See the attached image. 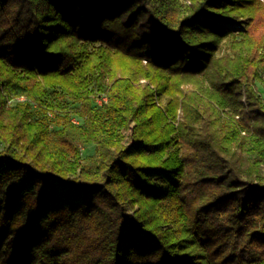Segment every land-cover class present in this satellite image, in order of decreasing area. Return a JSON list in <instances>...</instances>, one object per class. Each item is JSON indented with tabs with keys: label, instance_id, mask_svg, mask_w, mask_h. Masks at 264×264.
Masks as SVG:
<instances>
[{
	"label": "trees",
	"instance_id": "1",
	"mask_svg": "<svg viewBox=\"0 0 264 264\" xmlns=\"http://www.w3.org/2000/svg\"><path fill=\"white\" fill-rule=\"evenodd\" d=\"M263 76L264 0H0V264H264Z\"/></svg>",
	"mask_w": 264,
	"mask_h": 264
},
{
	"label": "rangeland",
	"instance_id": "2",
	"mask_svg": "<svg viewBox=\"0 0 264 264\" xmlns=\"http://www.w3.org/2000/svg\"><path fill=\"white\" fill-rule=\"evenodd\" d=\"M260 87H262L263 88V91H264V76H263L262 81L260 83ZM102 100H105V97L104 96L97 98V101H100L101 102ZM164 101H165V99L163 98L161 102H164ZM73 120L76 121V120H79V118L73 117ZM92 152H93V147H88V148H84L83 149V154L84 155L85 154H90Z\"/></svg>",
	"mask_w": 264,
	"mask_h": 264
},
{
	"label": "built area",
	"instance_id": "3",
	"mask_svg": "<svg viewBox=\"0 0 264 264\" xmlns=\"http://www.w3.org/2000/svg\"><path fill=\"white\" fill-rule=\"evenodd\" d=\"M99 103H100V101H99Z\"/></svg>",
	"mask_w": 264,
	"mask_h": 264
}]
</instances>
